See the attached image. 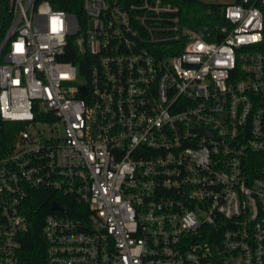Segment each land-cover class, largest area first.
Masks as SVG:
<instances>
[{"label": "built area", "instance_id": "obj_1", "mask_svg": "<svg viewBox=\"0 0 264 264\" xmlns=\"http://www.w3.org/2000/svg\"><path fill=\"white\" fill-rule=\"evenodd\" d=\"M200 1L220 5L203 34L176 0H83L82 21L9 0L0 264H264V0Z\"/></svg>", "mask_w": 264, "mask_h": 264}, {"label": "trees", "instance_id": "obj_2", "mask_svg": "<svg viewBox=\"0 0 264 264\" xmlns=\"http://www.w3.org/2000/svg\"><path fill=\"white\" fill-rule=\"evenodd\" d=\"M54 8L63 9L74 13L82 21L86 18L83 9V0H48ZM181 6V15L183 23L189 25L200 33H204V26L211 25L218 21L220 5L216 3H206L200 0H176ZM12 14L10 12L9 0H0V41L2 40L7 28L10 25ZM182 47L177 46L175 52L180 51ZM264 48V44H263ZM77 61L75 56L67 57ZM16 126L9 124L0 118V142L10 147L13 130ZM57 194L40 190L35 192L28 199L25 205V211L29 218L30 229L23 236L22 243L25 249V257L34 262L43 255L45 241L42 234L43 216L51 210L50 204Z\"/></svg>", "mask_w": 264, "mask_h": 264}, {"label": "water", "instance_id": "obj_3", "mask_svg": "<svg viewBox=\"0 0 264 264\" xmlns=\"http://www.w3.org/2000/svg\"><path fill=\"white\" fill-rule=\"evenodd\" d=\"M82 90L85 93L86 92V87L85 86H82ZM52 208L53 209H61L62 207H61V205L58 202L54 201L52 203Z\"/></svg>", "mask_w": 264, "mask_h": 264}, {"label": "rangeland", "instance_id": "obj_4", "mask_svg": "<svg viewBox=\"0 0 264 264\" xmlns=\"http://www.w3.org/2000/svg\"><path fill=\"white\" fill-rule=\"evenodd\" d=\"M81 81H84V78H81Z\"/></svg>", "mask_w": 264, "mask_h": 264}]
</instances>
